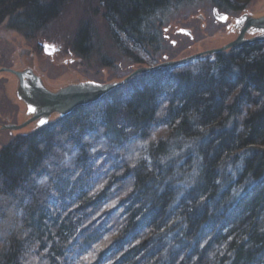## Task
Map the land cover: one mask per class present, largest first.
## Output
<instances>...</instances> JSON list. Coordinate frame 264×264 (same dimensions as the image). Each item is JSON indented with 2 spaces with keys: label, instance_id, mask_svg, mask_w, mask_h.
<instances>
[{
  "label": "trees",
  "instance_id": "trees-1",
  "mask_svg": "<svg viewBox=\"0 0 264 264\" xmlns=\"http://www.w3.org/2000/svg\"><path fill=\"white\" fill-rule=\"evenodd\" d=\"M72 1L0 0V23L32 32ZM185 1L97 0L135 48ZM0 264H264V41L139 75L2 148Z\"/></svg>",
  "mask_w": 264,
  "mask_h": 264
},
{
  "label": "rangeland",
  "instance_id": "rangeland-1",
  "mask_svg": "<svg viewBox=\"0 0 264 264\" xmlns=\"http://www.w3.org/2000/svg\"><path fill=\"white\" fill-rule=\"evenodd\" d=\"M226 1L227 4L219 0H188L167 9L151 21L155 28L150 31L148 39L152 38L153 42H143L140 48L131 47L122 37L110 34L97 0H74L56 19L32 32L18 30L5 20L0 23V68L20 70L25 52L34 50L39 42H50L55 47L61 46L58 54L49 58L36 53L34 57L36 71L48 88L57 92L79 83H120L140 68L221 49L237 39L242 24L238 23L239 19L264 15V0ZM224 17L227 19L220 20ZM82 23H89L91 29L89 51L83 56L75 51L74 46L78 26ZM181 31L188 32V35L180 34ZM259 36L249 32L243 39ZM16 86V79L1 70V125L27 122L24 106L14 94ZM58 119V115L52 116L51 123ZM39 128L31 124L21 131H0V151L16 138L28 136Z\"/></svg>",
  "mask_w": 264,
  "mask_h": 264
},
{
  "label": "water",
  "instance_id": "water-1",
  "mask_svg": "<svg viewBox=\"0 0 264 264\" xmlns=\"http://www.w3.org/2000/svg\"><path fill=\"white\" fill-rule=\"evenodd\" d=\"M238 22H244L245 23L244 28L239 32V35L235 41L224 46L223 48L206 51L178 61L165 62L151 68H140L134 71L129 77H127L124 81L120 83H113L106 85L94 84L89 82L79 83L74 85H68L64 88L59 89L55 93H51L42 86L40 79L36 76H33L31 73L27 75L28 73L26 74V73L15 72L12 70H2L4 72L13 75L19 82V87L21 91L24 92L26 95V96H18L19 101H22L27 105L33 106L38 111L37 113H34L33 111L34 113L33 118L23 123L20 126H5V127H1V129L8 131L20 130L32 124L38 118L45 119L50 114L53 113H56L59 116V118L65 117L78 107H82L98 102L106 94L110 93L116 88L121 87L124 83L130 81L132 78L137 77L139 75L156 71L159 69L179 66L202 57H210L214 54L225 52L226 50H230L245 44L264 41V15L259 18H252V17L250 18L244 16L241 19H239ZM248 28H254V30H256L257 32H262L263 34L259 37L250 40H244L243 37L245 31ZM180 34L188 35V32L181 31ZM54 52L55 51H51L47 53V55H51ZM23 78H27L30 80L31 82L30 87L29 86L26 87L23 84L22 81Z\"/></svg>",
  "mask_w": 264,
  "mask_h": 264
},
{
  "label": "flooded vegetation",
  "instance_id": "flooded-vegetation-1",
  "mask_svg": "<svg viewBox=\"0 0 264 264\" xmlns=\"http://www.w3.org/2000/svg\"><path fill=\"white\" fill-rule=\"evenodd\" d=\"M220 20H223V18H221ZM240 24V31L244 28L245 26V23L244 22H238ZM235 31V30H234ZM253 33L254 35H262L263 33L261 32H257L256 30H254V28H248L246 31H245V34L246 33ZM36 49V51H35ZM35 49H31V50H28L27 52H25V55H26V58L24 60H22V68L16 72H20V73H28L27 75H29V73H31L33 76H36L40 79L41 83H42V86L49 92L53 93L55 92L56 90H53V89H50L48 88L44 81L41 79V77L39 76V73H37L36 71V66L34 64V57L36 55V53H41L42 55L46 56V57H49V58H52L53 55L55 54H58L60 51H61V46H54L52 43L50 42H39L36 44L35 46ZM56 49V51L54 53H52L51 55H47L46 53H49L51 51H54ZM1 70H8V68H0V71ZM13 76V75H12ZM14 77V76H13ZM15 78V77H14ZM16 79V78H15ZM23 84L26 86V87H30V80L27 79V78H23ZM16 83H17V86H16V90H15V97L18 99V96H26L24 92L21 91L20 87H19V82L17 81L16 79ZM19 100V99H18ZM24 106V109H25V114H26V121H29L33 118L34 116V113H37L38 110L36 109H31L29 107H27L23 102H21ZM34 111V113H33ZM52 116H57L56 114H50L47 118L45 119H41V118H38L33 124H35L37 127H42V126H45L47 124H52L51 123V117ZM16 118V117H15ZM3 125L0 124V131H1V127H3Z\"/></svg>",
  "mask_w": 264,
  "mask_h": 264
},
{
  "label": "bare ground",
  "instance_id": "bare-ground-1",
  "mask_svg": "<svg viewBox=\"0 0 264 264\" xmlns=\"http://www.w3.org/2000/svg\"><path fill=\"white\" fill-rule=\"evenodd\" d=\"M54 51H56V49L54 50ZM47 54V53H46ZM203 58V57H202ZM16 72V71H15ZM107 95V94H106ZM105 95V96H106ZM22 102V101H21ZM24 103V102H23ZM25 104V103H24ZM27 107H29V108H31V109H35L33 106H30V105H27V104H25ZM35 122V121H34ZM33 122V123H34ZM32 123V124H33ZM31 125V124H30ZM5 126H20V125H14V124H7V125H4L3 127H5ZM29 126V125H28ZM28 126H26V127H28ZM26 127H24V128H26ZM24 128H22V129H24ZM22 129H20V130H16V131H21ZM1 131H8V130H2L1 129ZM4 148V147H3ZM2 150V149H1Z\"/></svg>",
  "mask_w": 264,
  "mask_h": 264
},
{
  "label": "snow or ice",
  "instance_id": "snow-or-ice-1",
  "mask_svg": "<svg viewBox=\"0 0 264 264\" xmlns=\"http://www.w3.org/2000/svg\"><path fill=\"white\" fill-rule=\"evenodd\" d=\"M223 19H227L226 17H224Z\"/></svg>",
  "mask_w": 264,
  "mask_h": 264
}]
</instances>
